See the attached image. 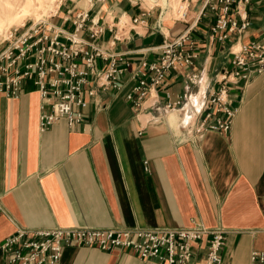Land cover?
Wrapping results in <instances>:
<instances>
[{"label": "crops", "instance_id": "obj_1", "mask_svg": "<svg viewBox=\"0 0 264 264\" xmlns=\"http://www.w3.org/2000/svg\"><path fill=\"white\" fill-rule=\"evenodd\" d=\"M204 1L188 0L185 18H178L148 8L147 0H59L48 19L70 31L80 8L98 16L101 43L124 69L116 87L84 84L86 103L73 106L80 120L72 124L59 117L39 129L31 79L15 96L0 92V240L18 227L202 223L227 230L219 264H249L253 249L264 250L263 76L226 82L235 109L227 130L198 132L180 122L178 111L163 109L167 100L214 92L221 72L238 67L232 59L242 45L264 46V0H232L228 16L239 27L245 13L249 24L224 40L212 32L217 15ZM187 26L195 40L192 63L170 68L137 107L127 94L144 77L140 61L157 59V46ZM77 34L87 37L86 28ZM114 34L120 37L112 43ZM109 62L99 58L97 65ZM218 116L226 118L214 112L208 120ZM207 239L193 243L191 264H202ZM0 264H6L1 251ZM45 264L159 263L125 249L70 244Z\"/></svg>", "mask_w": 264, "mask_h": 264}, {"label": "built area", "instance_id": "obj_2", "mask_svg": "<svg viewBox=\"0 0 264 264\" xmlns=\"http://www.w3.org/2000/svg\"><path fill=\"white\" fill-rule=\"evenodd\" d=\"M158 1L149 0L148 8L158 6L160 12L169 9L171 15L185 18L188 0H179L176 6L171 5L169 0ZM231 3L232 0H205L203 3L217 15L211 30L221 40L226 39L234 29L240 30L249 24L247 15L243 13L241 25L237 27L236 20L228 16ZM133 20L137 21L138 16ZM72 23V30H64L46 16L12 27L0 38V92L15 96L20 91L22 81L31 79L40 98L39 129L46 128L59 117H64L68 124L79 121L80 112L74 111L73 106L86 103L81 95L84 84L93 82L96 87H116L119 85L118 76L124 69L115 64L118 54L110 52L101 43L104 28L98 16L90 15L87 9L80 8L75 12ZM84 27L87 37L77 34ZM189 28L187 26L172 40H163L157 46L161 50L157 59L140 61L138 73L144 74V77L139 78L134 86L135 93L127 94L129 98H134L137 107L145 96L152 94V88L165 79L170 68L192 63L195 40ZM119 37L114 34L112 43ZM109 57L107 67H98L99 58ZM232 61L238 67L221 72V84L217 90L200 100L191 93L178 100H167L163 109L178 111L180 122L185 126H193L198 132L207 128L227 130L235 109L230 105L226 82L246 81L253 74H261L264 79V46L259 43L244 44L234 53ZM93 92V88L88 90V93ZM214 112L224 113L226 118L218 116L214 122H210L208 119ZM226 232V228L221 225L209 227L202 223L152 227H18L0 240V251L5 253L6 264L52 263L58 260L62 249L70 244L125 249L141 258H153L159 264H191L194 259L193 243L208 235L202 264H219ZM249 264H264V250L253 249Z\"/></svg>", "mask_w": 264, "mask_h": 264}, {"label": "rangeland", "instance_id": "obj_3", "mask_svg": "<svg viewBox=\"0 0 264 264\" xmlns=\"http://www.w3.org/2000/svg\"><path fill=\"white\" fill-rule=\"evenodd\" d=\"M40 2L41 4L38 0H0V38L12 27H19L21 24L46 17L56 8L59 0H41ZM158 2L161 3V0ZM178 2L179 0H169V3L174 6ZM16 16L19 17L14 21Z\"/></svg>", "mask_w": 264, "mask_h": 264}, {"label": "bare ground", "instance_id": "obj_4", "mask_svg": "<svg viewBox=\"0 0 264 264\" xmlns=\"http://www.w3.org/2000/svg\"><path fill=\"white\" fill-rule=\"evenodd\" d=\"M38 1H39V3L41 4V2H40L41 0H38ZM57 7H58V6H57ZM23 11H24V10H23ZM18 17H19V16H16V17H14V19H13V20H14V21H15V20H17V19H18Z\"/></svg>", "mask_w": 264, "mask_h": 264}]
</instances>
